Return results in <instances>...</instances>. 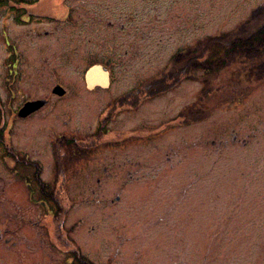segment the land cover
<instances>
[{"label": "rangeland", "instance_id": "obj_1", "mask_svg": "<svg viewBox=\"0 0 264 264\" xmlns=\"http://www.w3.org/2000/svg\"><path fill=\"white\" fill-rule=\"evenodd\" d=\"M263 4L38 0L23 16L0 5V98L46 99L0 136L14 146V172L0 149V197L47 231L54 259L68 252L56 228L80 227L97 263L122 243L143 264H264V77H195L186 62ZM97 63L110 85L88 89Z\"/></svg>", "mask_w": 264, "mask_h": 264}, {"label": "flooded vegetation", "instance_id": "obj_2", "mask_svg": "<svg viewBox=\"0 0 264 264\" xmlns=\"http://www.w3.org/2000/svg\"><path fill=\"white\" fill-rule=\"evenodd\" d=\"M15 67L13 66L12 69ZM15 72V71H13ZM11 74V70L9 69ZM7 91H11L10 97H13V89L9 86ZM5 98H0V136L8 137L13 136V126L15 114L18 118H27L35 114L37 111L31 112L27 116L21 117L18 115L20 105L18 108L12 107V105H5ZM38 99V98H36ZM8 101L10 99H7ZM35 100V99H31ZM46 100V99H45ZM28 101V100H27ZM6 107V109H5ZM4 155H8V158L12 163L8 162V169L14 172V146L11 142L7 144L5 140H0V149ZM11 154V155H10ZM11 164V165H10ZM14 184V183H13ZM45 192L40 190V196H45ZM32 197H28V202H31ZM49 197H39V206L47 208L46 199ZM43 208V209H45ZM46 212L48 210L46 209ZM30 215H20L15 210L14 197H0V264H143L141 258V250L134 248L129 254V257H125L127 251L121 249L120 244H113L115 249L112 250V245L109 247L108 256L102 261L97 263V260L93 256L92 247L86 245L85 239L87 238L84 231L81 232L80 227H72L71 231H63L62 227H57L58 234L67 240L68 247L65 249L68 252L67 258L54 259L47 251L45 244V231H42L43 227H32ZM16 221L19 223L16 225ZM26 223V224H23ZM23 224V225H20ZM34 228V231L32 229ZM69 233H73V236L69 238ZM34 241V242H33ZM64 243V242H62ZM32 244L36 246V249L41 251L39 260L33 263V257L31 253ZM56 246V245H55ZM64 246V244H63ZM57 247V246H56ZM57 249V248H56ZM124 257H117L122 255ZM50 256V263L46 261V257Z\"/></svg>", "mask_w": 264, "mask_h": 264}, {"label": "trees", "instance_id": "obj_3", "mask_svg": "<svg viewBox=\"0 0 264 264\" xmlns=\"http://www.w3.org/2000/svg\"><path fill=\"white\" fill-rule=\"evenodd\" d=\"M37 1L0 0V5L21 11L27 5ZM21 12L19 16L25 14L24 11ZM203 42L202 48L200 42L188 51L189 60L186 62L190 64L189 75L198 71L204 76L212 73L216 78L221 72L240 68L248 77L260 80L264 77V4L253 8L231 30L209 36ZM205 80V78L202 79L203 83Z\"/></svg>", "mask_w": 264, "mask_h": 264}, {"label": "water", "instance_id": "obj_4", "mask_svg": "<svg viewBox=\"0 0 264 264\" xmlns=\"http://www.w3.org/2000/svg\"><path fill=\"white\" fill-rule=\"evenodd\" d=\"M84 80L88 89L95 87L107 88L110 85L109 70L101 64H92L86 69ZM52 92L61 96L64 94L65 90L58 84L53 87ZM45 102V99L28 100L23 103L22 107L19 109L18 115L21 117L27 116L40 108Z\"/></svg>", "mask_w": 264, "mask_h": 264}]
</instances>
